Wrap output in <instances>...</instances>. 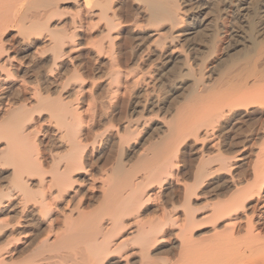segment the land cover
Wrapping results in <instances>:
<instances>
[{
	"label": "bare ground",
	"instance_id": "6f19581e",
	"mask_svg": "<svg viewBox=\"0 0 264 264\" xmlns=\"http://www.w3.org/2000/svg\"><path fill=\"white\" fill-rule=\"evenodd\" d=\"M0 264H264V0H0Z\"/></svg>",
	"mask_w": 264,
	"mask_h": 264
},
{
	"label": "rangeland",
	"instance_id": "374dc122",
	"mask_svg": "<svg viewBox=\"0 0 264 264\" xmlns=\"http://www.w3.org/2000/svg\"><path fill=\"white\" fill-rule=\"evenodd\" d=\"M243 128H245V130L243 129L242 131H245V133H246V132H247V128H248V127H243Z\"/></svg>",
	"mask_w": 264,
	"mask_h": 264
}]
</instances>
